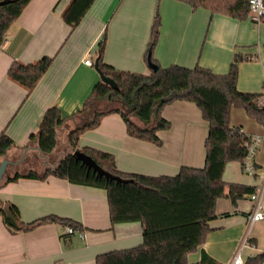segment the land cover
Segmentation results:
<instances>
[{
    "label": "crops",
    "instance_id": "1",
    "mask_svg": "<svg viewBox=\"0 0 264 264\" xmlns=\"http://www.w3.org/2000/svg\"><path fill=\"white\" fill-rule=\"evenodd\" d=\"M72 2L31 0L0 49V135L5 132L21 148L29 144L50 108L58 107L64 118L83 109L101 82L95 67L85 61L90 59L95 64L105 35V64L121 72L149 74L151 65L146 53L158 14L160 36L153 59L159 66H199L216 75H226L235 56L240 55L249 60L239 64L238 90L263 93L264 23L256 26L250 14L238 20L178 0H96L73 29L63 20ZM44 57L52 58L53 64L27 95V90L9 77V70L14 63L30 65ZM162 116L171 128L158 132L160 146L131 137L122 117L111 114L97 129L80 137L78 149L91 148L113 155L118 171L124 174L175 176L183 167L204 168L209 125L196 104L177 101L165 107ZM230 126L262 137L255 161L257 169L263 171L264 125L251 119L244 109L232 108ZM20 153L13 149L6 158L10 160L16 154L19 157ZM11 165L15 167L17 163ZM229 166L223 175L227 185L256 187L233 175ZM241 169L244 173L242 165ZM0 201L15 205L25 224L57 216L81 225L72 235H66V227L60 223L13 233L0 216V264H95L100 255L143 243L141 223L112 224L108 194L103 189L75 185L53 176L11 183L3 180ZM251 209L248 195L236 205L229 198L219 199L218 218L209 223L206 242L189 256L190 264L201 262L203 253L220 264H228L247 236L251 245L243 250L244 261L264 253V221L250 226Z\"/></svg>",
    "mask_w": 264,
    "mask_h": 264
},
{
    "label": "trees",
    "instance_id": "2",
    "mask_svg": "<svg viewBox=\"0 0 264 264\" xmlns=\"http://www.w3.org/2000/svg\"><path fill=\"white\" fill-rule=\"evenodd\" d=\"M3 1L6 0H0ZM95 1L73 0L63 20L73 29L76 28ZM178 1L238 20H245L250 14V0ZM30 2L31 0H7L0 5V49L6 42L10 28ZM160 26L158 14L146 53L150 65L158 67L156 70L151 69L149 74H136L117 71L105 64V35L98 49L99 68L106 77L116 82L118 90L99 82L83 109L73 117L64 118L58 107L50 108L26 147L16 145L5 132L0 135V162L9 156L11 150L24 152L32 145H36L41 153L49 155L57 149L58 132L65 123L73 119L80 120L68 136L70 153L56 167L47 168L43 173L34 170L25 174L16 172L13 176H5L4 182L11 183L19 179L46 180L53 176L75 185L106 190L112 224L141 223L143 243L132 249L100 255L95 264H190L189 256L196 253L206 242L210 232L209 223L218 218L217 201L226 197L236 205L239 200L255 192V187L227 185L223 181L227 165L230 162H240L243 165L247 156L245 144L248 138L240 132L241 128L230 126L232 108L244 109L251 119L264 125V109H258L255 104L261 95L242 93L237 88L239 64L249 59L236 55L226 75H216L210 69L199 66L194 69L180 66L162 68L153 59ZM52 64L53 59L49 57L30 65L14 63L8 75L30 95ZM105 101L120 105L104 111L96 109L99 102ZM177 101L196 104L209 125L204 168L183 167L175 176L124 174L118 171L113 155L91 148L80 149L104 171L128 181L117 182L100 177L73 155L79 150L80 137L87 131L97 129L102 120L111 114L122 117L131 137L160 146L162 141L158 132L171 128V123L163 118L162 111ZM6 207L18 222L19 229L9 226ZM0 216L13 233L29 232L48 223H60L74 231L81 227L79 223L57 216H48L25 224L21 221L15 205L3 204L1 201ZM197 264L220 263L203 253L201 262ZM245 264H264V253L247 258Z\"/></svg>",
    "mask_w": 264,
    "mask_h": 264
},
{
    "label": "built area",
    "instance_id": "3",
    "mask_svg": "<svg viewBox=\"0 0 264 264\" xmlns=\"http://www.w3.org/2000/svg\"><path fill=\"white\" fill-rule=\"evenodd\" d=\"M250 18L256 26H260L264 19V0H250ZM88 66H94V63L88 59L85 61ZM258 109H264V90L261 96L255 101ZM242 134L246 135L248 141L245 144L247 148V156L242 165L243 171L247 175L255 176L258 180V184L255 187V192L248 195L249 200L252 203V209L248 215V221L250 226L255 223L264 221V170L257 169L256 157L259 152V148L262 142V137L259 135H247L242 130ZM74 230L71 227H66L65 234L72 235ZM83 238V234H80ZM248 236L244 239L241 248L234 255L233 260L228 264H245L242 253L243 250L250 246Z\"/></svg>",
    "mask_w": 264,
    "mask_h": 264
},
{
    "label": "rangeland",
    "instance_id": "4",
    "mask_svg": "<svg viewBox=\"0 0 264 264\" xmlns=\"http://www.w3.org/2000/svg\"><path fill=\"white\" fill-rule=\"evenodd\" d=\"M119 105L120 104L117 103L109 104L106 101L99 102L98 105H96V109H98L99 111H104L110 108L118 107ZM79 123V119H75L74 121H69L65 123V125L58 132L57 149L49 155L41 153L37 149L36 145L30 146V149L27 152H21L20 154H18L19 157H17V154L14 155L12 158H10L9 161L17 163V166L13 167L11 164H9L6 173H8L9 175L13 174L14 172L25 174L28 173L30 170H34L38 173H43L47 168L56 167L59 162L67 154L70 153L71 149L68 142V136L70 132H72ZM21 156H24V158H21ZM229 164V169H231L230 171L233 175L236 174V176L241 177L243 181L248 182L250 184H258L257 179L248 176L247 174H244L242 172L240 162H230ZM2 182H0V184Z\"/></svg>",
    "mask_w": 264,
    "mask_h": 264
},
{
    "label": "water",
    "instance_id": "5",
    "mask_svg": "<svg viewBox=\"0 0 264 264\" xmlns=\"http://www.w3.org/2000/svg\"><path fill=\"white\" fill-rule=\"evenodd\" d=\"M6 2H7V0L0 2V5H3ZM94 67L100 75L101 82L108 85L109 87H111L115 91L118 90V85L116 84V82L113 79L106 77L103 74V72L100 70L98 59L96 60ZM150 67H151V69H155V70L158 68L153 64H151ZM73 155L75 157H77V159L80 160L85 166H87L89 170H93L100 177H105L106 179L115 180L117 182H128V181L123 180L120 177L113 176L112 174L104 171L100 166H98V164L90 156L84 154L80 150L75 151L73 153ZM9 164H11V162L6 157H4V159H2V161L0 162V182H2L5 178L7 167ZM5 213H6V218H7V222L9 224V226H11L14 229H19L20 226H19L18 222L16 221V219L13 217V215L10 213V211L8 209H6Z\"/></svg>",
    "mask_w": 264,
    "mask_h": 264
}]
</instances>
